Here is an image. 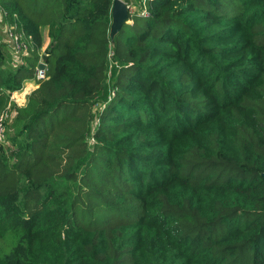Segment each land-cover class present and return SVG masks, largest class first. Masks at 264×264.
Segmentation results:
<instances>
[{
    "label": "trees",
    "instance_id": "obj_1",
    "mask_svg": "<svg viewBox=\"0 0 264 264\" xmlns=\"http://www.w3.org/2000/svg\"><path fill=\"white\" fill-rule=\"evenodd\" d=\"M113 1L0 0V264H264V0Z\"/></svg>",
    "mask_w": 264,
    "mask_h": 264
},
{
    "label": "built area",
    "instance_id": "obj_2",
    "mask_svg": "<svg viewBox=\"0 0 264 264\" xmlns=\"http://www.w3.org/2000/svg\"><path fill=\"white\" fill-rule=\"evenodd\" d=\"M127 5L129 6L130 12H132L131 3L127 2ZM142 14L147 16L148 12L144 9ZM7 40H9V42L12 44V46H13L12 51H13V54L15 56H18L19 54H21L23 52H27L29 49V44H28L29 41L26 40V37L21 33L14 32L12 29L8 30V39ZM42 61L43 60H40V62H42ZM45 77H46L45 69H41L38 66L36 69V73H35V79L40 80V79H44ZM12 96H13V94L11 93V101H13ZM18 104H20V103H18ZM9 108H10V104H9ZM8 112H9V110L0 116V134H3V132H4L3 120L8 116Z\"/></svg>",
    "mask_w": 264,
    "mask_h": 264
},
{
    "label": "water",
    "instance_id": "obj_3",
    "mask_svg": "<svg viewBox=\"0 0 264 264\" xmlns=\"http://www.w3.org/2000/svg\"><path fill=\"white\" fill-rule=\"evenodd\" d=\"M111 25L109 35L114 42L115 36L119 33L125 23L129 22L130 9L125 0H114L111 8ZM46 55L43 61L39 63V68L45 69L46 67Z\"/></svg>",
    "mask_w": 264,
    "mask_h": 264
},
{
    "label": "rangeland",
    "instance_id": "obj_4",
    "mask_svg": "<svg viewBox=\"0 0 264 264\" xmlns=\"http://www.w3.org/2000/svg\"><path fill=\"white\" fill-rule=\"evenodd\" d=\"M129 22H130V20H129ZM7 41L9 42V40H7ZM15 61L18 62L19 59L15 60ZM35 84H36V81H34V80L25 81L23 83V86L21 89L12 92L13 101H16L17 103H20V104L25 103L27 95L29 94L32 86Z\"/></svg>",
    "mask_w": 264,
    "mask_h": 264
},
{
    "label": "crops",
    "instance_id": "obj_5",
    "mask_svg": "<svg viewBox=\"0 0 264 264\" xmlns=\"http://www.w3.org/2000/svg\"><path fill=\"white\" fill-rule=\"evenodd\" d=\"M36 86H37L36 84L33 85L32 88H31V90H30V92H31ZM30 92H29V93H30Z\"/></svg>",
    "mask_w": 264,
    "mask_h": 264
}]
</instances>
